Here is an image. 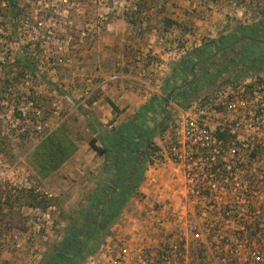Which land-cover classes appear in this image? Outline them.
<instances>
[{
  "label": "rangeland",
  "instance_id": "rangeland-1",
  "mask_svg": "<svg viewBox=\"0 0 264 264\" xmlns=\"http://www.w3.org/2000/svg\"><path fill=\"white\" fill-rule=\"evenodd\" d=\"M20 7L23 15L14 23L4 9L0 10V63L10 61L6 69H0V150L9 163L20 162L25 175L50 190L52 224L36 236L27 251L9 254L8 259L9 264H42L62 242L70 218L86 208L89 196L97 189L109 185L112 172L106 177L98 173L107 162V154H98L90 143L97 140L96 146L104 148L105 134L134 116L102 117L97 111L99 105L94 102L103 96L101 90H94L98 45L106 44L104 39L113 34L115 46L103 47L107 53H115L110 55L113 64L98 65H108L116 74L123 72L130 86L131 82L139 83L134 80L136 76L129 75L130 71L138 75L142 68L156 76L171 73L175 63L204 42L229 34L237 26L264 22V0H20ZM23 48L35 63L34 73L21 71L19 65L11 63ZM54 62L56 72L49 66ZM235 75L232 72L220 80L233 79ZM195 78L199 87L188 94L186 106L222 84L203 85L206 80L200 78L199 69ZM6 80L11 86L7 92ZM176 94L171 100L175 101ZM17 112L25 114L18 123ZM37 117L48 122L47 130L63 126L79 144L77 154L46 180H39L32 163L33 150L41 138L32 130L31 120ZM158 133L152 142L159 141L162 133ZM156 175L154 172V178ZM145 176L146 171L132 196L138 206L126 211L128 217L123 212L117 222L124 228L136 221V236L145 230L142 223L147 206L158 200L157 185H171L168 176L159 179L158 184L147 185ZM142 188L147 191L139 192ZM132 198L128 208L134 204ZM30 200V196H24L26 203ZM15 222L20 232L33 226L19 215Z\"/></svg>",
  "mask_w": 264,
  "mask_h": 264
},
{
  "label": "built area",
  "instance_id": "built-area-1",
  "mask_svg": "<svg viewBox=\"0 0 264 264\" xmlns=\"http://www.w3.org/2000/svg\"><path fill=\"white\" fill-rule=\"evenodd\" d=\"M49 66L56 72L55 62ZM31 122L41 137L55 130L40 117ZM165 122L150 149L145 183L168 176L171 185H157L144 231L136 236V221L124 228L115 222L83 264H264V67L187 107L169 100ZM29 194L53 197L0 150V264L51 227L52 206L26 203ZM18 215L33 226L20 232Z\"/></svg>",
  "mask_w": 264,
  "mask_h": 264
},
{
  "label": "trees",
  "instance_id": "trees-1",
  "mask_svg": "<svg viewBox=\"0 0 264 264\" xmlns=\"http://www.w3.org/2000/svg\"><path fill=\"white\" fill-rule=\"evenodd\" d=\"M1 9L8 13L12 22L23 15L20 0H0ZM29 54L23 48L11 63L19 65L21 71L34 73L35 63ZM9 63V60L0 63L3 66L0 69H6ZM263 67V21L251 26H237L229 34L204 42L187 52L172 66L165 83V96L155 98L137 110L130 121L107 132L102 140L104 148L96 146L97 140L90 143L93 150L100 155L107 154V160L112 161L114 166L108 165L106 169L113 172V176L109 178L108 186L99 188V192L89 196L86 208L78 210L70 218L71 223L62 242L42 264H83L97 252L105 241L109 227L121 219L124 208L143 179L153 138L159 134L158 130L163 133L166 129V107L172 95L177 93L174 103L187 107L184 100L199 87V80L195 78L197 69L200 70V78L207 81L203 85L219 86L225 81H236L251 70ZM9 72L12 75L11 70ZM232 72H236L235 78L220 80ZM9 87L8 80L5 92L10 90ZM16 115L20 113L17 112ZM110 149L113 153H110ZM78 151L79 144L63 126L41 137L32 153V163L39 180H46L60 171ZM28 196L31 199L28 202L33 206L47 208L52 201L39 200L33 194Z\"/></svg>",
  "mask_w": 264,
  "mask_h": 264
},
{
  "label": "crops",
  "instance_id": "crops-1",
  "mask_svg": "<svg viewBox=\"0 0 264 264\" xmlns=\"http://www.w3.org/2000/svg\"><path fill=\"white\" fill-rule=\"evenodd\" d=\"M111 35L108 36V38L104 39V41H106V44H99L97 47L98 58L96 59L97 64L95 65H97L98 69L97 72L95 73V76L98 77L97 78L98 80H96L94 90H99V91L101 90L103 92V96L98 98L94 102V105L97 104L99 105L97 111H99L102 114V117L106 115V116H119L121 118V117H126L127 115L135 114L137 110H139L146 104H149L155 98L165 96V91H164L165 83L170 72H165V73L162 72L160 76L159 75L156 76L153 73L148 72V70H144L142 68L139 69L138 75L133 74L130 71L129 75L136 76L134 77V80L137 79L139 83L131 82L129 86L125 82V79H127L128 76H126L123 72L116 74L114 73L111 67L110 68L108 67V65L105 66L98 65L101 62L110 65L111 63L113 64V62H111L113 60H111L110 55L115 53H107L106 51L103 50L104 49L103 47H105L104 45L115 46V43H112V39H115V37ZM123 46L127 47V44ZM116 47H122V46H116ZM148 68L150 69V67ZM155 72L157 71L155 70ZM103 162H105L104 159ZM111 162L112 161L107 160L106 164H108L109 166L110 165L114 166ZM106 164L104 163L103 164L104 166L98 171V173L102 174L101 177L108 176V173L111 174V172H109V170L106 169L105 166ZM144 191L147 190L146 189L144 190L142 188L140 189L139 192L143 193ZM97 192H99V189H97L95 193H93V195H95ZM131 203H134L131 204L132 208H128L129 206L126 205V207L123 210L124 212L123 214H125L126 217H128V215L126 214L127 210L129 212L130 209H133L134 207L136 208L138 206V202L135 201L134 197L132 198ZM149 207L150 206L148 205L146 209H148Z\"/></svg>",
  "mask_w": 264,
  "mask_h": 264
}]
</instances>
